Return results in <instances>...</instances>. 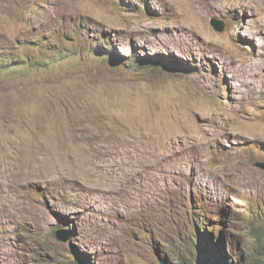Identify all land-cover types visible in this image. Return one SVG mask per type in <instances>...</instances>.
<instances>
[{
	"label": "rangeland",
	"instance_id": "374dc122",
	"mask_svg": "<svg viewBox=\"0 0 264 264\" xmlns=\"http://www.w3.org/2000/svg\"><path fill=\"white\" fill-rule=\"evenodd\" d=\"M196 230L264 264V0H0V264H196Z\"/></svg>",
	"mask_w": 264,
	"mask_h": 264
},
{
	"label": "trees",
	"instance_id": "16d2710c",
	"mask_svg": "<svg viewBox=\"0 0 264 264\" xmlns=\"http://www.w3.org/2000/svg\"><path fill=\"white\" fill-rule=\"evenodd\" d=\"M201 225L204 226L205 224L202 222ZM253 229L254 230H260L259 227H253ZM195 233H196L197 242H198L197 246H195V247L197 249V253H200V255L198 254V256H197L196 264H200L199 261L201 262L202 260L206 261L207 264H249L248 262L246 263L245 261L241 260L240 258H232V257L229 258L227 256V254H225L223 252V250L221 251V253L214 251L215 253H212L210 258L206 259L208 256L206 254H209V252H211L213 250L211 249L209 252H204L208 242L203 240L201 231L196 230ZM259 234H261V232ZM192 238L193 239L195 238L194 235ZM77 261L78 262L77 263L75 262L74 264H80V263L81 264H89L88 259L86 257H80L77 259ZM168 261H169V257L167 258V260L166 259L160 260L159 264H173L172 262L169 263ZM174 264H188V262L184 261V259L183 260L179 259Z\"/></svg>",
	"mask_w": 264,
	"mask_h": 264
},
{
	"label": "water",
	"instance_id": "95a60500",
	"mask_svg": "<svg viewBox=\"0 0 264 264\" xmlns=\"http://www.w3.org/2000/svg\"><path fill=\"white\" fill-rule=\"evenodd\" d=\"M211 24H212V26H213L214 29L218 30V29L216 28V26L214 25V24H215V21H214V24H213V20H211ZM257 166H258V167H262V165H257Z\"/></svg>",
	"mask_w": 264,
	"mask_h": 264
}]
</instances>
